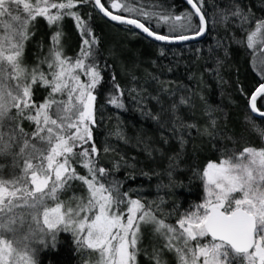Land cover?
Masks as SVG:
<instances>
[{
	"label": "trees",
	"instance_id": "1",
	"mask_svg": "<svg viewBox=\"0 0 264 264\" xmlns=\"http://www.w3.org/2000/svg\"><path fill=\"white\" fill-rule=\"evenodd\" d=\"M113 2L121 7L113 8ZM101 3L109 12L137 19L161 35L194 34L199 27L195 15L187 31L177 25L180 31L172 32L169 24L160 23L159 16L193 13L183 0ZM125 7L135 11H125ZM237 8L247 19L232 15ZM64 11L78 13L90 27L95 43L85 61L101 76L92 90L96 97L92 139L74 148L77 155L71 160L72 167L79 175H89L78 154L94 143L98 154L91 159L106 169V175L98 177L100 182H117L120 192L128 194L125 202L139 200L157 219L179 231L178 219L204 203L202 173L209 162L238 156L248 147L264 149V118L254 117L248 105L256 88L264 83L262 71L254 65V58L262 53L255 56L247 46L249 31L256 21L264 20V0H202L205 37L183 44L152 41L130 26L113 24L98 13L93 0ZM57 31L62 32L59 47L63 56L69 60L81 57L85 46L73 16L65 15L59 25L37 17L30 26L34 34L25 42V65L33 66L50 56ZM42 71L47 77L50 74L48 65ZM50 92V87L37 83L32 99L38 105ZM53 95L58 100L57 93ZM114 97L121 106L110 102ZM258 108L264 111L259 101ZM15 112L13 109L12 114ZM16 122L31 138L36 125L22 118ZM12 123L7 122L8 132ZM69 183L71 188L59 193L61 200L87 195L80 180ZM124 209L127 211L126 203L120 204L118 210ZM138 235L135 264H156L157 253L163 264H180L176 251L164 247L166 240L154 224L141 225ZM92 257L97 264V252L77 244L71 232H61L56 247L38 253L36 261L92 264Z\"/></svg>",
	"mask_w": 264,
	"mask_h": 264
},
{
	"label": "snow or ice",
	"instance_id": "2",
	"mask_svg": "<svg viewBox=\"0 0 264 264\" xmlns=\"http://www.w3.org/2000/svg\"><path fill=\"white\" fill-rule=\"evenodd\" d=\"M76 3L88 0H0V128L13 122L8 133L0 131V155H12L13 167L19 169L9 178L0 175V264H37L34 254L28 252L27 242L39 240L42 246L55 248L61 232H71L77 244L97 252V264H135L141 222L155 225V231L166 240L164 247L176 251L180 264H264V149L248 147L238 156L209 162L202 173L207 198L196 210L178 219L179 231L157 219L139 200L125 202L128 194L120 192L117 182H100L98 177L105 176L106 169L97 167L91 159L98 154L94 143L78 154L89 175H79L72 167L71 160L77 155L74 148L92 139L89 125L95 124L96 99L92 90L101 80L96 68L84 63L95 43L90 27L78 13L64 11ZM187 3L194 13L183 18L163 15L161 19L165 23L174 19L180 22L179 28L186 29L192 26V16H199L194 35L200 36L206 27L202 0ZM94 4L112 20L134 25L156 40L193 38L182 33L157 34L137 19L113 15L101 0H94ZM112 7L119 9L121 5L113 2ZM124 10L135 11L128 7ZM65 15L76 20L85 47L81 57L71 64L59 47L62 32L57 31L52 36L50 59L41 61L56 69L50 80L39 66L31 70L25 66V42L34 34L30 26L37 17H44L49 25H59ZM232 15L247 19L238 8ZM177 30L173 23L170 31ZM258 45L264 57V20L256 21L247 35L249 48ZM75 69L85 71L87 84L81 83ZM261 71L264 75V58ZM37 83L51 88L49 97L38 105L32 99V88ZM55 93L66 94L67 99L57 100ZM258 101L264 108V83L249 100L252 112L264 117ZM110 102L121 106L115 97ZM18 118L36 125L31 138L16 122ZM13 146L18 152L11 151ZM3 167L0 165V169ZM72 180H80L87 195L61 200L59 193L71 188ZM122 203L127 205L126 220L125 213L118 210ZM154 259L156 264H163L158 253Z\"/></svg>",
	"mask_w": 264,
	"mask_h": 264
},
{
	"label": "rangeland",
	"instance_id": "3",
	"mask_svg": "<svg viewBox=\"0 0 264 264\" xmlns=\"http://www.w3.org/2000/svg\"><path fill=\"white\" fill-rule=\"evenodd\" d=\"M56 9H51V12L55 11ZM185 15V13H184ZM184 15H182L181 17L183 18ZM160 18V23L162 24H169L170 26H172L173 23H176L177 25H179L180 22H175L174 19H170L168 23H165L162 19H161V16H159ZM172 18V17H171ZM179 28V27H178ZM190 27H187L186 29H182L184 31H187L189 30ZM180 31V30H178ZM186 32H183L182 34H185ZM254 51V55L256 56H260L258 55V51H259V45L257 46V48H250ZM50 59V56L48 57ZM262 55L261 57H255L254 58V65H256V67L258 68L259 71H261V68H262ZM46 59V58H45ZM45 59H42V60H37L36 63H34L33 66H28V65H25L29 70L31 69H34L36 68L37 66H39V70L42 71L43 68H45L46 65H48L47 62H44V63H41V61H45ZM68 62H70L71 64H74L75 63V60H69L67 59ZM84 63L86 66H88V64L86 63V61L84 60ZM56 69L53 68V69H50V74L48 75V79H52V76H51V73L52 71H55ZM74 74L75 75H78L80 77V81L81 83H84V84H87L89 82V76L87 74H85V71L82 70V69H75L74 70ZM11 83H15V81H11ZM57 97H58V100H66L67 99V96L66 94H61V93H57ZM91 126V125H89ZM0 131L2 132H5V133H8V130H7V127L5 126L4 128H0ZM14 150V152H18V148L13 146V148L11 149V151ZM13 152V151H12ZM10 159V160H9ZM7 160H9V165L7 163ZM6 165V168L3 167V169H0V175L4 176L5 178H9L12 174L16 173L18 174L19 173V169L18 168H14L13 167V164H14V160H13V156L12 155H0V165ZM8 167V169H7ZM87 190V188H86ZM237 196L239 194H236ZM207 198V192L205 190V183H204V202ZM49 202V201H48ZM124 213H125V220L127 218V211L124 209L122 210ZM83 215V214H82ZM139 215V213L137 214ZM145 223L141 222L140 223V226L143 225ZM69 232H64V234H68ZM64 241H67V240H64ZM28 243V252L30 255L34 254V258L36 260V256L38 255V253L44 251L46 248H51V247H47V246H42L40 243H39V240H35V241H29L27 242ZM194 243V242H193ZM23 247V246H21ZM95 257H92L90 259V261L92 262V264H94V261H95ZM97 260H99V258H97Z\"/></svg>",
	"mask_w": 264,
	"mask_h": 264
},
{
	"label": "water",
	"instance_id": "4",
	"mask_svg": "<svg viewBox=\"0 0 264 264\" xmlns=\"http://www.w3.org/2000/svg\"><path fill=\"white\" fill-rule=\"evenodd\" d=\"M94 1V0H93ZM183 2L186 4V6L194 13L195 10L192 8V6L190 4L187 3V0H183ZM95 5V4H94ZM96 10L98 11V13L104 18L106 19L107 21L113 23V24H120V25H127V26H130L134 29H136L137 31H139L140 33H142L145 37L151 39L152 41H158V42H161V43H165V44H183V43H189V42H192V41H198V40H201L205 37V34H206V27H205V31L202 35L200 36H195L194 34H188L189 36H193L192 39H189V40H186V41H161V40H156L154 36H149L147 33L143 32L142 29H139V28H136L134 25H131V24H128V23H121L120 21H114L112 20L109 16H106L104 14V12H102L97 6H95ZM108 11V10H107ZM113 15H117V14H114L112 13ZM122 16V15H120ZM125 17V16H123ZM195 17L197 18L198 22H199V16H196ZM126 19H132V18H127L125 17ZM250 100V98H249ZM248 105H249V110L251 112V114L254 116V117H257V118H264V117H261L258 112H252L251 108H250V104H249V101H248ZM263 144H264V138H263Z\"/></svg>",
	"mask_w": 264,
	"mask_h": 264
}]
</instances>
